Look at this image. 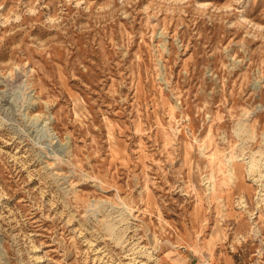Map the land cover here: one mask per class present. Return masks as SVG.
Wrapping results in <instances>:
<instances>
[{
  "label": "rangeland",
  "instance_id": "rangeland-1",
  "mask_svg": "<svg viewBox=\"0 0 264 264\" xmlns=\"http://www.w3.org/2000/svg\"><path fill=\"white\" fill-rule=\"evenodd\" d=\"M261 175L264 0H0V264H264Z\"/></svg>",
  "mask_w": 264,
  "mask_h": 264
},
{
  "label": "bare ground",
  "instance_id": "bare-ground-1",
  "mask_svg": "<svg viewBox=\"0 0 264 264\" xmlns=\"http://www.w3.org/2000/svg\"><path fill=\"white\" fill-rule=\"evenodd\" d=\"M247 163L249 164V170H250L251 167H252V161L249 160ZM229 174H231V173H229ZM261 176L264 177V175H261ZM203 183L206 186V189L208 190V192L214 190V184H213V181H212V177H208V176L204 177ZM106 228H107L108 231L112 230L110 225H107Z\"/></svg>",
  "mask_w": 264,
  "mask_h": 264
}]
</instances>
